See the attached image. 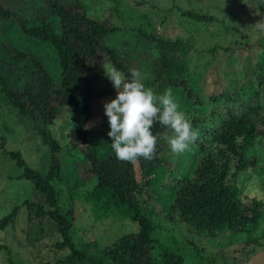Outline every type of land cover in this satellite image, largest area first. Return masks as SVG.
Returning <instances> with one entry per match:
<instances>
[{
    "label": "trees",
    "instance_id": "trees-1",
    "mask_svg": "<svg viewBox=\"0 0 264 264\" xmlns=\"http://www.w3.org/2000/svg\"><path fill=\"white\" fill-rule=\"evenodd\" d=\"M2 1L0 19L12 18L21 34L49 43L59 67L57 78L52 79L38 54L0 43L5 54V58L0 57V65H5V69L14 75L19 69L27 73V80L22 85L10 84L0 74V90L19 117L29 121L40 135V142L48 153L46 171L41 173L28 166L18 151L6 152L21 168L17 176L29 179L40 196L21 203L26 209L27 223L39 228L50 224L56 234L52 246L57 253L52 259L36 264H188L180 254L166 249L153 256L151 231L155 225L140 211L137 199L144 189L141 192L143 182L136 180L133 163L138 164L143 178L156 170L161 165L160 151L169 130L155 124L152 129L157 136L154 158L129 162L117 159L108 148L109 151L106 149L98 154L90 131L85 127L92 113L91 101L113 89L103 74V67L115 66L126 76L135 69L132 66L134 60L123 53L121 41L107 43L118 27L112 21L102 19L101 15H89L80 0H7L11 6ZM27 2H39V5L41 2L44 10L39 14L32 11L26 17L17 11V7ZM184 13L191 18L211 19L206 14ZM135 30L144 41L132 43L131 49L137 44L147 53L145 61L141 62L144 64L141 72L147 75L144 83L156 93L171 89L181 110L200 133L190 146L197 154L190 175H171L172 183L167 184L171 201L163 206L162 217L171 223L183 224L186 230L190 228L212 235L220 230L248 232L261 214V202L254 197L242 198L235 176L255 164L254 155L248 156V150L254 144L264 146V61L257 60L251 69L245 70L234 87L226 85L218 92L204 94L197 87L198 80L187 71L186 50L189 47L184 40L165 39L139 28L131 33ZM149 46L155 49L153 57ZM134 54L138 55V52ZM99 82L103 86L96 90ZM60 109L66 110L67 118L72 122L65 131L67 148L79 150L81 160L89 164V181L93 184L87 197L93 203L101 202L102 213L115 207L126 211L137 222L135 231L123 233L107 243L91 240L77 246L73 242L69 233L73 209L60 203L57 186L63 184L72 192L68 175L74 172V166L69 174L61 175L56 157L60 145L49 130ZM148 180L145 179L146 183ZM14 213L0 218V229L12 220ZM251 241L254 245L250 249L241 248L240 264L256 249L258 240ZM194 264L213 262L206 260Z\"/></svg>",
    "mask_w": 264,
    "mask_h": 264
},
{
    "label": "rangeland",
    "instance_id": "rangeland-1",
    "mask_svg": "<svg viewBox=\"0 0 264 264\" xmlns=\"http://www.w3.org/2000/svg\"><path fill=\"white\" fill-rule=\"evenodd\" d=\"M80 1L89 15H101L102 19H108L118 27L109 36L107 43L121 41L124 44L123 53L134 60L132 66L140 71L144 68L141 62L145 61L147 53L144 48L139 49L137 44L136 49H131L132 43L143 40L136 30L131 33L133 29L139 28L165 39L184 40L189 47L186 50L187 71L198 80L197 87L204 94L218 92L226 85L234 87L240 82V76L245 70L251 69V65L257 60L264 61V0ZM38 3L19 5L17 11L24 16L32 11L39 14L44 6L41 2L40 5ZM5 4L11 6L7 0ZM37 5L39 6L36 8ZM110 7L112 8L109 9ZM185 11L206 14L211 19L191 18ZM0 33V43L6 42L19 49L35 52L44 62L52 79L57 78L59 67L49 43L21 34L12 18L0 19ZM154 51V47L149 46L152 57L155 55ZM136 52L138 55L134 54ZM0 57L5 58L1 48ZM5 68V65H0V74L10 84L22 85L27 80L26 71L19 69L14 75ZM102 86L103 83L99 82L96 90ZM147 87L153 89L151 86ZM115 96L113 88L107 95L97 96L91 101L92 113L85 127L90 131L98 154H102L107 148L111 151V139L107 135L110 128L103 105ZM67 117L66 110L60 109L49 125V130L60 145L56 157L61 175L69 174L74 166V172L68 175L72 192L63 184L57 186L60 189V203L73 209L69 228L73 242L77 246L91 240L107 243L123 233L135 231L137 222L126 211L115 207L102 213L101 202L93 203L87 197L93 184L89 181L90 168L86 160H81L79 150L67 148L65 131L72 126ZM10 150L18 151L28 166L41 173L46 171L48 153L45 145L40 142V135L29 121L19 117L0 90V218L15 211L12 220L0 229V264H36L42 260H50L57 253L52 246L56 239L54 227L45 224L39 228L27 223L26 209L21 203L24 200H36L40 196L33 190L29 179L17 176L21 168L6 154ZM253 155L255 164L237 172L236 186L242 198L254 197L261 202V214L248 232L220 230L214 235L190 228L186 230L183 224L171 223L161 215L163 206L171 201L168 187V183H172L171 175H190L195 165L197 154L191 148L177 155L171 152L164 141V147L160 151L161 165L146 178L141 177L138 164L133 163L136 180L143 182L140 188L141 192L142 189L144 191L137 197L140 211L155 225L151 231L154 257L161 249H166L180 254L188 264L206 260H211L213 264H240L241 248L250 249L254 245L251 239L258 240L255 251L264 248V146L254 144L248 150V156ZM147 178L148 183L145 181Z\"/></svg>",
    "mask_w": 264,
    "mask_h": 264
},
{
    "label": "clouds",
    "instance_id": "clouds-1",
    "mask_svg": "<svg viewBox=\"0 0 264 264\" xmlns=\"http://www.w3.org/2000/svg\"><path fill=\"white\" fill-rule=\"evenodd\" d=\"M103 68L116 91L115 98L104 103L103 108L110 128V147L117 159H153L157 136L152 129L157 123L169 130L164 139L172 153L179 155L190 149L200 133L181 110L171 89L156 93L146 86L147 75L138 69H131L126 76L115 66Z\"/></svg>",
    "mask_w": 264,
    "mask_h": 264
},
{
    "label": "water",
    "instance_id": "water-1",
    "mask_svg": "<svg viewBox=\"0 0 264 264\" xmlns=\"http://www.w3.org/2000/svg\"><path fill=\"white\" fill-rule=\"evenodd\" d=\"M243 264H264V248L254 251Z\"/></svg>",
    "mask_w": 264,
    "mask_h": 264
}]
</instances>
